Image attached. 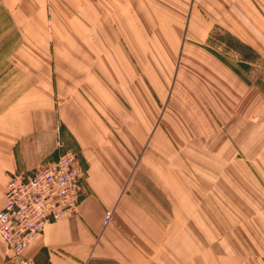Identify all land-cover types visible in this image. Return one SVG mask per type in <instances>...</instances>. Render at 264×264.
Returning <instances> with one entry per match:
<instances>
[{
  "label": "crops",
  "instance_id": "crops-1",
  "mask_svg": "<svg viewBox=\"0 0 264 264\" xmlns=\"http://www.w3.org/2000/svg\"><path fill=\"white\" fill-rule=\"evenodd\" d=\"M215 28L237 56L204 48ZM151 60L170 64L156 83ZM260 62L264 0H0V210L14 173L68 150L86 170L77 212L22 256L264 264ZM168 74L173 113L153 131Z\"/></svg>",
  "mask_w": 264,
  "mask_h": 264
},
{
  "label": "built area",
  "instance_id": "built-area-1",
  "mask_svg": "<svg viewBox=\"0 0 264 264\" xmlns=\"http://www.w3.org/2000/svg\"><path fill=\"white\" fill-rule=\"evenodd\" d=\"M84 179L85 170L70 150L30 174L11 175L0 210V240L14 253V264H33L22 256L27 244L48 223L77 212Z\"/></svg>",
  "mask_w": 264,
  "mask_h": 264
},
{
  "label": "rangeland",
  "instance_id": "rangeland-1",
  "mask_svg": "<svg viewBox=\"0 0 264 264\" xmlns=\"http://www.w3.org/2000/svg\"><path fill=\"white\" fill-rule=\"evenodd\" d=\"M209 35H210V33H209ZM204 48L207 49L208 51L213 52L216 56L220 57L222 60H224L222 58L223 53H225V54L231 53L234 56H237V54L235 53L236 44L233 43L222 31L217 30V29H215L212 32L211 36L208 37L207 43L205 44ZM158 64H159V61H153V60L150 61V70L149 71L152 74L149 77H150V81L153 83H156L158 80V76L156 75V71L162 70V68L166 71H168L170 69V64L168 61H162V65H161L162 68L161 69H159V67H157ZM259 66H261V68H258L259 69L258 71L260 72V74H258L259 78L262 77L261 79H264V64L260 62ZM164 70H162V71H164ZM172 77H173V75L168 74V79L170 81H171ZM174 78H175V75L173 77V81H174ZM173 81H171V84L169 82V86H167L165 88L164 97L162 99L161 104L156 103L158 119L154 123L153 131H158L159 119L163 115L165 117H167V115L172 116L173 111H172L171 106H170L171 102L168 101V99H169V96H170L171 91H172ZM261 83H263V86H264V81L261 80ZM180 112L186 114L188 112V110L186 108L182 107L180 110L177 111L176 115H178ZM168 138L170 139V142L173 144V141H172L173 139L171 137L167 136V139ZM154 140H155V142H157V144H159L156 138H154ZM165 143H166V141H165ZM172 144H171V146H173ZM164 146H165V144H164ZM70 151H72V150H70ZM72 152H74V151H72ZM74 153L77 154L76 152H74ZM77 156H78V154H77ZM78 160H79V156H78ZM79 164L81 165L80 161H79ZM85 176H86V172H85Z\"/></svg>",
  "mask_w": 264,
  "mask_h": 264
},
{
  "label": "trees",
  "instance_id": "trees-1",
  "mask_svg": "<svg viewBox=\"0 0 264 264\" xmlns=\"http://www.w3.org/2000/svg\"><path fill=\"white\" fill-rule=\"evenodd\" d=\"M216 29V28H215ZM215 29H213L211 32H210V35L209 36H211V34H212V32L215 30ZM218 30V29H217ZM227 35V34H226Z\"/></svg>",
  "mask_w": 264,
  "mask_h": 264
}]
</instances>
